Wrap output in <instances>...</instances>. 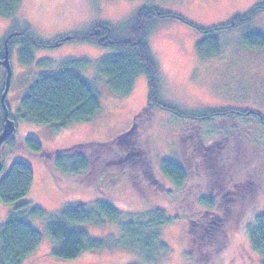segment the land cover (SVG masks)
Instances as JSON below:
<instances>
[{
  "label": "rangeland",
  "instance_id": "rangeland-1",
  "mask_svg": "<svg viewBox=\"0 0 264 264\" xmlns=\"http://www.w3.org/2000/svg\"><path fill=\"white\" fill-rule=\"evenodd\" d=\"M263 1L21 0L13 16L0 15V47L11 31L23 26H28L38 39L49 42L87 30L96 21L112 25L122 23L139 8L154 6L180 17L157 22L147 38L157 64L160 99L180 112L230 109L255 111L264 118V48L248 47L242 40L243 33L248 30L264 34V9L243 26L219 31L220 49L215 56L201 54L195 47L202 35L199 28L225 23L232 16L243 14ZM15 33L18 34L17 31ZM106 52L110 50L71 38L62 39L54 47L34 49L33 62L23 66L17 46H13L8 52L11 76L6 95L11 116H16L19 100L37 72L56 68L66 59L84 58L90 61L79 71L94 82L100 101V107L90 121L61 129L17 118L13 131L15 138L30 136L47 147H58L90 140L107 142L129 130L134 115L147 103V79L144 74H139L128 95L111 92L105 77L98 74L95 68L99 57ZM40 59L49 60L51 64L39 65L37 62ZM2 75L0 66V87ZM227 117L226 114L211 116L200 122L199 117L185 118L155 109L152 120L143 129L142 147L156 171L158 161L163 157L187 166L189 179L180 187L164 181L163 189H153L145 177L132 180V171L141 170V156L134 151L126 153L128 148L120 144L102 149L110 154L114 148L122 151L118 156L121 159L110 155L109 162L97 156V151L101 149L97 147L91 151L89 147L88 170L75 177L54 173L50 163L48 165L24 150L2 148V170L15 160L30 166L33 178L24 200L39 206L47 215L58 218L61 210L69 205L83 203L94 206L96 201L106 200L118 209L123 219L145 220L154 208L163 210L165 216L171 219L158 227L167 250L155 262H145L139 252L119 246V229L107 221L101 226L78 225L92 236L101 238L102 249L82 252L70 260L53 257L49 254L52 241L46 234L44 220L29 217L28 222L40 233L41 240L35 252L22 264H264V257L253 251L243 230L245 227L241 226L243 223L251 224L248 219L249 216L252 218L253 209L264 214V181L258 187L253 209L251 189L234 194L232 204L235 212L224 220L227 241L223 250L208 254V259L199 260L188 237V226L193 219L202 218L209 222L212 215L198 202V197L206 193L200 186L203 160L215 162L227 157L249 170L257 169L264 177V130L252 129L250 118L240 114L230 117L235 118L238 124L225 125ZM206 144H213L214 148H206ZM104 151L101 154L106 153ZM110 170L114 174L109 173ZM141 176L144 174L141 173ZM219 205L221 215L226 214L227 200ZM7 210L8 207L0 202V223L5 219ZM237 214L240 217L236 219Z\"/></svg>",
  "mask_w": 264,
  "mask_h": 264
},
{
  "label": "trees",
  "instance_id": "trees-1",
  "mask_svg": "<svg viewBox=\"0 0 264 264\" xmlns=\"http://www.w3.org/2000/svg\"><path fill=\"white\" fill-rule=\"evenodd\" d=\"M20 2L21 0H0V15L13 16ZM262 9H264V1L243 14L232 16L225 23L199 28L202 35L196 41V50L206 56H215L220 49L219 31L243 26ZM171 18L179 19L180 17L154 6H144L122 23L112 25L96 21L87 30L70 35L71 39L110 50L99 57L95 68L98 74L105 77L111 92L128 95L134 88L136 77L139 74L146 76L147 103L134 115L129 130L107 142L90 140L58 147H47L30 136L16 139L13 132L0 145V151L2 148L24 150L41 158L48 165L50 163L54 173L60 172L75 177L80 172L88 170L89 147L91 151L97 147L101 149L97 151V156L109 162L110 155L118 157L122 151L114 148L110 154L102 149L120 144L128 148V150L125 149L126 153L134 151L141 156V170L136 168L137 170L132 171V180L136 178L141 180L145 177L147 183L152 184L153 189H163L164 181H168L174 187L185 184L189 179L190 171L187 166L164 157L159 159L157 171L152 166L142 147V134L144 127L152 120L155 109L170 111L185 118L197 119L199 117L200 122L207 117L226 114L228 122L225 125L238 124L235 118H230L235 117V114L246 115L250 118L252 129L264 130V118L255 111L241 112L223 109L186 113L177 111L175 107L160 99L157 64L151 54L147 38L154 24ZM16 31L18 34H14ZM16 31H11L13 35L6 42L5 39L2 41L0 59L4 58L6 49L9 52L13 46H17L19 61L23 66H28L33 62L34 49L54 47L57 42L66 39L60 37L49 42L42 41L30 31L28 26H23ZM242 40L248 47L264 48V34L257 30L245 31ZM37 64L44 65L51 64V62L40 59ZM89 64L90 61L84 58L66 59L56 68L39 70L20 98L15 117L10 115L9 110L5 115V110L8 109L6 97L4 105L0 101V132L6 116L14 123L18 118L24 122L46 125L54 129L90 121L98 111L100 101L94 82L79 71L80 68ZM1 69L3 75L0 97L6 79L5 68L1 66ZM200 140H202L201 137ZM202 145L200 141V147ZM205 147L214 148V145L206 144ZM102 151L106 153L101 154ZM202 163L200 174H203V179L200 180V186L204 187L206 193L198 197V202L212 215L209 222L202 218L201 220L193 219L188 226V237L194 244V253L197 255L198 245H200V258L208 259V254L218 253L226 245L227 233L224 220L235 212L232 204L235 200L234 194L251 189L252 209L253 206L255 208L257 190L264 181V177L259 175L257 169L249 170L245 166L230 161L227 157L216 159L215 162L203 160ZM2 169L3 166L0 170V202L6 205L8 210L5 219L0 223V264H22L25 258L38 248L41 236L28 222L29 217L44 220L46 234L52 241L49 254L59 259H75L82 252L102 249L103 240L92 236L78 225L101 226L106 221L118 227L119 246L139 252L145 262H155L167 250V245L162 240L158 227L170 222L171 219L165 216L161 209H152L150 216L142 221L139 218L123 219L118 209L110 202L98 200L94 206L83 203L69 205L62 209L59 217L56 218L47 215L39 206L30 205L29 200H24L33 178L28 164L15 160L9 164L7 169ZM109 173L114 174L112 170ZM141 173L144 176H141ZM225 200H227V213L221 215L219 204ZM252 212H254L251 215L252 218L249 216L248 219L251 220V224L243 223L241 226L245 227L243 230H245L253 251L264 257V214L254 209ZM238 216L237 214L236 219Z\"/></svg>",
  "mask_w": 264,
  "mask_h": 264
},
{
  "label": "water",
  "instance_id": "water-1",
  "mask_svg": "<svg viewBox=\"0 0 264 264\" xmlns=\"http://www.w3.org/2000/svg\"><path fill=\"white\" fill-rule=\"evenodd\" d=\"M14 34H17V33L14 32ZM12 35H13V33L9 34L5 38V42ZM70 38H71V36L66 37V39H70ZM0 65L3 66L6 70L5 86H4V90H3L1 97H0L1 104L4 105L5 104V97L7 95L8 89H9V81H10V76H11V68L9 65L7 49L5 50L4 58L0 59ZM7 114H8V109L5 110V115H7ZM14 129H15L14 121L6 116L4 123H3L2 130L0 132V145L13 133ZM1 168H2V162L0 160V170H1Z\"/></svg>",
  "mask_w": 264,
  "mask_h": 264
},
{
  "label": "flooded vegetation",
  "instance_id": "flooded-vegetation-1",
  "mask_svg": "<svg viewBox=\"0 0 264 264\" xmlns=\"http://www.w3.org/2000/svg\"><path fill=\"white\" fill-rule=\"evenodd\" d=\"M197 257H198V259L200 260V248H199V250L197 251Z\"/></svg>",
  "mask_w": 264,
  "mask_h": 264
}]
</instances>
